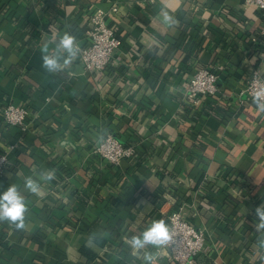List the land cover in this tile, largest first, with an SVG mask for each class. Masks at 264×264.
Wrapping results in <instances>:
<instances>
[{
	"label": "crops",
	"instance_id": "0c3cea01",
	"mask_svg": "<svg viewBox=\"0 0 264 264\" xmlns=\"http://www.w3.org/2000/svg\"><path fill=\"white\" fill-rule=\"evenodd\" d=\"M95 7L118 38L110 65L86 72L77 57L47 72L42 45L69 32L85 46ZM263 20L244 0H0V191L17 185L28 208L24 230L0 221V264H146L126 239L182 203L204 238L197 264H262L264 112L244 88L252 69L264 74ZM201 67L218 92L192 104L185 88ZM8 102L30 110L25 132L3 122ZM106 133L134 156L93 153ZM46 170L55 178L39 180Z\"/></svg>",
	"mask_w": 264,
	"mask_h": 264
},
{
	"label": "built area",
	"instance_id": "2783aa9c",
	"mask_svg": "<svg viewBox=\"0 0 264 264\" xmlns=\"http://www.w3.org/2000/svg\"><path fill=\"white\" fill-rule=\"evenodd\" d=\"M244 3L260 10L264 18V0H244ZM111 10L115 11V6ZM106 15L105 10L95 7L90 14L89 24L84 30L86 45L79 46L80 51L77 57L86 72L105 70L110 65L111 57L118 46L115 28L106 21ZM259 35L264 38V20L260 26ZM217 79L218 74L214 70L208 67L198 68L188 81L185 88L186 96L192 104L199 102L202 96H214L218 92ZM244 92L252 99L257 92H262L260 103L264 102V74L259 67H255L250 72ZM30 115L31 112L27 107L9 102L2 110L3 122L10 126H18L23 132L31 125ZM92 152L110 164H117L124 158L134 156L135 147L123 145L112 134L106 133L93 146ZM7 164V156L0 154V173ZM184 207V203L179 204L166 216L172 235L166 255L168 260L178 264H197V256L202 251L204 238L200 231L192 227Z\"/></svg>",
	"mask_w": 264,
	"mask_h": 264
},
{
	"label": "clouds",
	"instance_id": "9594fccd",
	"mask_svg": "<svg viewBox=\"0 0 264 264\" xmlns=\"http://www.w3.org/2000/svg\"><path fill=\"white\" fill-rule=\"evenodd\" d=\"M163 22L165 24L172 23V17L167 12L163 13ZM49 44H54L50 50ZM79 45L76 38L69 32H64L45 42L41 47L42 67L49 73L55 74L64 71L71 66L79 54ZM262 92H257L254 102L260 105V110L264 112V104H260ZM55 178L54 170H46L38 173V179L50 181ZM38 179L33 176L24 178V189L34 195L41 194V186ZM28 212L26 198L21 193L17 185L11 184L3 191H0V221L7 222L15 230H24L26 228L25 215ZM254 214L258 219L256 230L260 235L257 238L259 249V259L264 264V204L254 209ZM172 241V235L168 225L163 219H153L149 225L139 234L133 235L126 239L132 250V255L141 258L146 264H153V253L146 249L151 246L154 248L164 249L162 255L167 254V247ZM143 250V251H142Z\"/></svg>",
	"mask_w": 264,
	"mask_h": 264
}]
</instances>
